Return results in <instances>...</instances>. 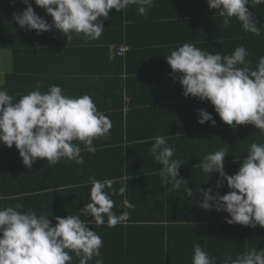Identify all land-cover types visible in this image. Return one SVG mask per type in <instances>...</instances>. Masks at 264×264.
I'll use <instances>...</instances> for the list:
<instances>
[{"label": "clouds", "instance_id": "1", "mask_svg": "<svg viewBox=\"0 0 264 264\" xmlns=\"http://www.w3.org/2000/svg\"><path fill=\"white\" fill-rule=\"evenodd\" d=\"M27 6L21 13H14V20L20 28L37 34L59 30L67 40L73 33L83 35L85 42L98 40L104 30V21L111 10L124 12L130 5H136L138 13L147 19L148 10L155 6V0H35V4L53 19L51 22L38 15L30 0H22ZM210 10L219 12L225 27L235 17L241 22L244 32L261 35V27L253 13L246 7L250 2L264 3V0H207ZM104 17L103 20H100ZM250 55L244 46H238L229 55L209 52L194 43H183L165 57L178 80L184 97H194L210 102L215 113L230 126L252 124L264 132V56L255 68L246 58ZM42 82L34 90L21 95L19 99L0 88V145L12 148L15 145L22 163L31 169L38 160L46 159L57 165L61 160L83 164L82 151L95 154L93 141L106 136L111 128V118L98 109L89 94L70 96L61 86L51 84L47 91H41ZM216 120L206 109L198 110L201 125ZM149 149L155 161L162 165L159 175L169 191L183 187L191 197L192 188L181 178V161L174 158L176 149L164 135H157ZM84 148L82 149L80 143ZM227 149L220 148L206 154L200 162L203 172L219 174L216 189L224 186L230 189L226 194L201 188L202 200L199 206L205 210L228 213L229 225L240 224L253 229L264 228V143H251L247 157L237 173L229 175L224 168ZM210 176V177H211ZM90 202L84 204L81 214L55 217V225L46 213L24 209V205L0 208V264H72L79 258V264H104L101 254L103 237L89 225L105 224L115 227L130 218V212L119 214L113 211L116 202L113 196L114 181L89 178ZM110 190V191H109ZM127 186L119 189L123 196ZM122 205L126 209L135 207L127 198ZM82 216L86 219H82ZM89 217L94 219L90 220ZM192 264H217V258L210 255L199 243L193 245ZM223 264H264V249L253 247L237 254L225 253Z\"/></svg>", "mask_w": 264, "mask_h": 264}, {"label": "crops", "instance_id": "2", "mask_svg": "<svg viewBox=\"0 0 264 264\" xmlns=\"http://www.w3.org/2000/svg\"><path fill=\"white\" fill-rule=\"evenodd\" d=\"M120 13L124 14L123 24L105 20V30L98 40L86 43L82 34L73 33L69 41L63 33L56 32L59 42L52 41L50 51L57 52L58 58L44 61L49 72L51 68L56 69L53 72L65 94L93 97L98 109L111 118L110 132L94 139L95 154L82 151V165L66 159L52 165L41 159L29 169L23 165L19 153L18 157H5L1 169L6 167L5 162L11 170L5 173L19 182L18 188L23 184L24 190L43 194L91 189L89 178L92 176L113 180L112 187L126 186L131 177L133 181L142 179L141 182L160 177L162 165L149 151L157 135L166 136L168 143L175 147L174 158L183 164L180 174L183 166L201 170L203 157L215 152L214 145L222 142V137L227 140L223 133L239 128L240 125L232 127L224 123L210 102L184 97L182 86L171 78L172 69L165 59L183 43H194L202 50L222 55H229L241 46L235 39L225 38L231 24L225 27L223 18L218 11L209 9L207 0H155L147 19L138 13L136 5ZM123 27L134 30L129 36L133 49L125 60L116 56L118 47L113 39L118 28ZM45 35L50 37V33ZM44 41L42 38L37 43ZM44 48L48 50V46ZM104 48L106 53L110 48L109 56L103 54ZM39 50L42 59L43 49ZM11 63V60L2 62L3 81L12 72ZM5 66L9 67L5 69ZM129 102L132 104L127 106ZM199 109L213 115L215 126L211 121L198 123ZM75 142L84 148L82 142ZM197 178L195 182L201 183Z\"/></svg>", "mask_w": 264, "mask_h": 264}, {"label": "trees", "instance_id": "3", "mask_svg": "<svg viewBox=\"0 0 264 264\" xmlns=\"http://www.w3.org/2000/svg\"><path fill=\"white\" fill-rule=\"evenodd\" d=\"M30 2L38 15L49 22L52 21L53 18L46 14V10L37 6L35 0ZM26 7L22 0H0V88L8 91L17 100L21 95L34 90L38 81L42 82L41 91H47L51 84L59 85L58 81H60L53 72L56 69L51 68L52 72H49L47 64L44 63L47 58H58V53L50 51V48L53 45L52 41L59 42L55 35L59 30L53 29L38 35L35 30L20 28L13 18L14 13H22ZM246 7L255 16L258 26L264 25V3L252 5L250 2ZM120 12L111 10L107 20H111V24H114L112 21L123 24L124 14ZM120 28L113 39H116L114 42L118 47L116 56L125 60L133 49L129 43V36L133 35L134 30L131 29L133 27L126 30L124 27ZM48 33L50 37L45 35ZM42 38L47 45L43 42L37 43ZM225 38L235 39L248 50L250 55L246 59L251 62L249 66L252 68H255L259 58L264 56V26L261 27V35L256 36L244 32L241 22L234 17ZM46 46L48 50L44 48ZM123 47L126 51L121 54L120 49ZM40 48L43 49L42 59L39 56ZM108 49L106 53L104 48L103 54L109 56L110 48ZM4 51L10 53L12 72H9L3 81L2 52ZM49 64L55 66L53 63ZM131 104L132 102H129L127 106ZM224 135L227 140L222 137V142H216L214 151L220 148L227 149L228 157H225L224 168L229 175H233L238 172L247 157L251 143H264V132L252 124H245L240 125L239 128L226 130ZM18 153L15 145L12 148L0 145V208L21 203L24 205L21 211L34 209L38 214L52 215L50 219L53 225L56 223V216L81 214L79 210L90 202V188L43 194L24 190L23 184L18 188L19 182L5 173L11 171L5 162L6 167L1 169L5 157H18ZM182 168L181 178L186 179L189 187L193 189L191 197L184 193L183 187L169 191L170 185H163L161 177H151L144 182H141L142 179L133 181L131 177L123 196L119 195V189L125 185L113 187L117 193L112 197L116 202L113 211L117 214L128 211L130 218L115 227L107 226L106 216L105 224L89 225L90 229L93 228L103 237L101 254L104 264H192L193 245L196 243L216 257L217 264H223L225 253H231L235 258L237 254L253 247H257L258 250L264 249V228L259 225L255 229L240 224L229 225L225 221L228 213L205 210L199 206V200L203 198L199 191L201 188L211 187L214 192L218 190L223 195L230 191L226 180L222 188L216 189L217 180L220 178L218 173L211 176L202 169H191L187 166ZM197 177L202 180L201 183L195 182L198 181ZM125 198L135 205L133 209L123 207L122 201ZM82 219L86 217L82 216ZM89 219L94 218L89 217ZM72 264H79V258H74ZM89 264H95V258Z\"/></svg>", "mask_w": 264, "mask_h": 264}, {"label": "rangeland", "instance_id": "4", "mask_svg": "<svg viewBox=\"0 0 264 264\" xmlns=\"http://www.w3.org/2000/svg\"><path fill=\"white\" fill-rule=\"evenodd\" d=\"M9 54L10 53H8L7 51L2 52V57H3L4 61L6 60V62H9V60H11ZM7 67H9V66H5V69H7Z\"/></svg>", "mask_w": 264, "mask_h": 264}, {"label": "built area", "instance_id": "5", "mask_svg": "<svg viewBox=\"0 0 264 264\" xmlns=\"http://www.w3.org/2000/svg\"><path fill=\"white\" fill-rule=\"evenodd\" d=\"M125 51H126V48L124 47L120 49L121 54H123Z\"/></svg>", "mask_w": 264, "mask_h": 264}]
</instances>
